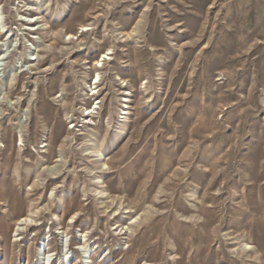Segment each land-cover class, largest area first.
<instances>
[{
	"label": "rangeland",
	"instance_id": "1",
	"mask_svg": "<svg viewBox=\"0 0 264 264\" xmlns=\"http://www.w3.org/2000/svg\"><path fill=\"white\" fill-rule=\"evenodd\" d=\"M0 264H264V0H0Z\"/></svg>",
	"mask_w": 264,
	"mask_h": 264
},
{
	"label": "bare ground",
	"instance_id": "2",
	"mask_svg": "<svg viewBox=\"0 0 264 264\" xmlns=\"http://www.w3.org/2000/svg\"><path fill=\"white\" fill-rule=\"evenodd\" d=\"M106 59L108 60V57H107V56H104L102 61H104V60H106ZM98 77H99V75H98ZM97 82H98V81H96L95 84H96ZM96 88H97V87H96ZM96 88H93V90H96ZM97 93H98V92L94 91L92 94L95 95V94H97ZM24 221H25V220H22V222H24ZM45 257H46V256H45Z\"/></svg>",
	"mask_w": 264,
	"mask_h": 264
}]
</instances>
